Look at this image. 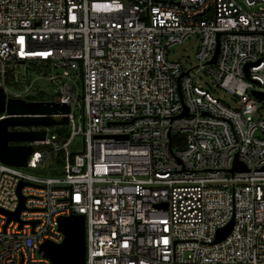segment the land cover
Masks as SVG:
<instances>
[{
	"label": "built area",
	"instance_id": "1",
	"mask_svg": "<svg viewBox=\"0 0 264 264\" xmlns=\"http://www.w3.org/2000/svg\"><path fill=\"white\" fill-rule=\"evenodd\" d=\"M263 2L0 0L5 98L36 101L7 89V67L40 64L56 84L42 101L67 104L52 117L82 140L70 153L49 126L16 128L45 137L23 143L26 166L0 161V264H50L38 247L71 214L84 215L85 264H264ZM190 37L183 69L169 49ZM53 154L56 177L23 170Z\"/></svg>",
	"mask_w": 264,
	"mask_h": 264
},
{
	"label": "water",
	"instance_id": "2",
	"mask_svg": "<svg viewBox=\"0 0 264 264\" xmlns=\"http://www.w3.org/2000/svg\"><path fill=\"white\" fill-rule=\"evenodd\" d=\"M216 52L210 63L214 62ZM257 61L256 63H258ZM248 64L245 66L247 76ZM252 94L262 99L263 95L252 92ZM69 106L53 101H26L24 99L5 98V92L0 87V114L5 113V117L0 119V161L4 164L24 167L33 152L30 145L21 142H31L43 140L44 130H21L22 127H37L62 125L67 123V117L56 120L52 115L67 114ZM11 128V129H10ZM244 166L236 156L234 157L231 172L243 170ZM23 182L17 188L19 194ZM23 198L15 212L7 213L9 219H17L18 213L23 209ZM231 224L218 232L217 240L228 234ZM58 229L62 233L60 242L45 240L38 247V253L46 257L50 264H85V224L83 214H71L61 216L58 221Z\"/></svg>",
	"mask_w": 264,
	"mask_h": 264
},
{
	"label": "rangeland",
	"instance_id": "3",
	"mask_svg": "<svg viewBox=\"0 0 264 264\" xmlns=\"http://www.w3.org/2000/svg\"><path fill=\"white\" fill-rule=\"evenodd\" d=\"M261 7L264 8V2L260 4ZM197 42L193 37L186 39L182 44L173 45L170 47V59L173 61L179 62L183 69H188L191 65L197 62L196 53H197ZM8 69H14L15 75L10 78L6 87L9 91L12 92H23V95L28 98H37V99H45L52 100L56 96L55 87L56 84L50 80H48L46 76V71L40 65H30V64H21L13 67L9 65ZM57 72H61V69H58ZM72 78H75V74L71 72ZM26 81L27 84H24ZM28 89L26 90V87ZM77 91L79 92V96L81 95V82L80 79H77ZM74 115V124L77 122V117L80 115V110L78 107L73 108ZM58 120V119H57ZM50 130L48 132V137L51 135L58 136V141L70 140L68 144V152L70 153H81L82 151V140L81 136L75 135L72 136L71 130L72 125L70 124H62V125H50ZM26 143V142H21ZM38 148V147H37ZM41 149V148H38ZM55 155L53 154L43 167H38L35 169L24 168L23 170L39 177H56L58 172H60V168L62 166V162L59 160L55 162ZM37 255V253H36Z\"/></svg>",
	"mask_w": 264,
	"mask_h": 264
},
{
	"label": "trees",
	"instance_id": "4",
	"mask_svg": "<svg viewBox=\"0 0 264 264\" xmlns=\"http://www.w3.org/2000/svg\"><path fill=\"white\" fill-rule=\"evenodd\" d=\"M30 99V98H29ZM31 99H36V100H40V99H37V98H31Z\"/></svg>",
	"mask_w": 264,
	"mask_h": 264
},
{
	"label": "crops",
	"instance_id": "5",
	"mask_svg": "<svg viewBox=\"0 0 264 264\" xmlns=\"http://www.w3.org/2000/svg\"><path fill=\"white\" fill-rule=\"evenodd\" d=\"M41 100H44V99H41Z\"/></svg>",
	"mask_w": 264,
	"mask_h": 264
}]
</instances>
